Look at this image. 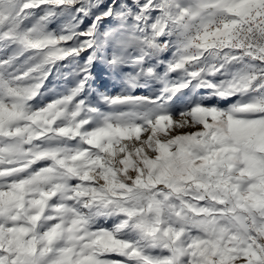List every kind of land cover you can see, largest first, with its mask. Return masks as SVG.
I'll return each instance as SVG.
<instances>
[{"label": "snow or ice", "instance_id": "1", "mask_svg": "<svg viewBox=\"0 0 264 264\" xmlns=\"http://www.w3.org/2000/svg\"><path fill=\"white\" fill-rule=\"evenodd\" d=\"M0 264H264V0H0Z\"/></svg>", "mask_w": 264, "mask_h": 264}, {"label": "rangeland", "instance_id": "2", "mask_svg": "<svg viewBox=\"0 0 264 264\" xmlns=\"http://www.w3.org/2000/svg\"><path fill=\"white\" fill-rule=\"evenodd\" d=\"M94 71L96 72V79L93 82V87L96 88L97 91L115 94L125 87V84L122 81H118L116 78L109 75L105 66L101 65L100 67L94 69ZM53 83L57 86L59 85L58 81H54ZM51 86L52 85H49V87ZM148 91V88H138L137 94L141 92L147 93Z\"/></svg>", "mask_w": 264, "mask_h": 264}]
</instances>
